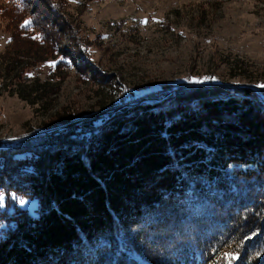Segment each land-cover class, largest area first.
<instances>
[{
  "label": "trees",
  "instance_id": "obj_1",
  "mask_svg": "<svg viewBox=\"0 0 264 264\" xmlns=\"http://www.w3.org/2000/svg\"><path fill=\"white\" fill-rule=\"evenodd\" d=\"M2 1L19 23L0 53L5 78L56 55L86 71L87 37L65 0ZM260 93L181 84L69 124L79 132L0 149V264H264ZM12 194L37 199L36 214Z\"/></svg>",
  "mask_w": 264,
  "mask_h": 264
},
{
  "label": "rangeland",
  "instance_id": "obj_2",
  "mask_svg": "<svg viewBox=\"0 0 264 264\" xmlns=\"http://www.w3.org/2000/svg\"><path fill=\"white\" fill-rule=\"evenodd\" d=\"M37 3L45 8L43 0ZM63 7L78 35L87 37L86 71L77 62L57 65L60 55L12 79L0 65V149L27 138L44 141L57 129L79 132L69 124L181 84L264 90V0H65ZM59 20L55 36L63 50L71 42ZM17 24L0 12V53ZM99 81L116 84L108 88ZM37 84L47 88L35 91ZM19 91L35 102L23 100ZM259 96L264 102V93ZM0 198L2 210L5 197ZM11 198L36 214L37 199Z\"/></svg>",
  "mask_w": 264,
  "mask_h": 264
},
{
  "label": "snow or ice",
  "instance_id": "obj_3",
  "mask_svg": "<svg viewBox=\"0 0 264 264\" xmlns=\"http://www.w3.org/2000/svg\"><path fill=\"white\" fill-rule=\"evenodd\" d=\"M146 22V21H145ZM27 23V22H26ZM261 87H264V85H261ZM2 199V198H0ZM21 204L25 203L23 200L20 201ZM233 259H235V257H233Z\"/></svg>",
  "mask_w": 264,
  "mask_h": 264
},
{
  "label": "water",
  "instance_id": "obj_4",
  "mask_svg": "<svg viewBox=\"0 0 264 264\" xmlns=\"http://www.w3.org/2000/svg\"><path fill=\"white\" fill-rule=\"evenodd\" d=\"M99 123H101V120L96 121V124H99Z\"/></svg>",
  "mask_w": 264,
  "mask_h": 264
},
{
  "label": "clouds",
  "instance_id": "obj_5",
  "mask_svg": "<svg viewBox=\"0 0 264 264\" xmlns=\"http://www.w3.org/2000/svg\"><path fill=\"white\" fill-rule=\"evenodd\" d=\"M4 194L3 193H0V196H3Z\"/></svg>",
  "mask_w": 264,
  "mask_h": 264
},
{
  "label": "bare ground",
  "instance_id": "obj_6",
  "mask_svg": "<svg viewBox=\"0 0 264 264\" xmlns=\"http://www.w3.org/2000/svg\"><path fill=\"white\" fill-rule=\"evenodd\" d=\"M146 93H148V92H146ZM145 94V93H144Z\"/></svg>",
  "mask_w": 264,
  "mask_h": 264
}]
</instances>
